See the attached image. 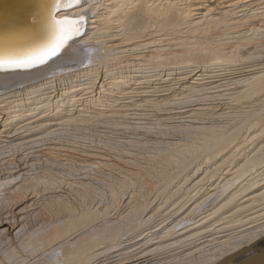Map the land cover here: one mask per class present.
<instances>
[{"label":"rangeland","instance_id":"374dc122","mask_svg":"<svg viewBox=\"0 0 264 264\" xmlns=\"http://www.w3.org/2000/svg\"><path fill=\"white\" fill-rule=\"evenodd\" d=\"M242 11L239 10L238 13L227 18V24L230 25L228 29L212 27L202 32L200 29L193 30L196 27H192L191 30V27L187 28L183 25L182 34L164 36L163 33H159L162 36L157 37L175 39L171 43L176 44H181L188 39L204 45L214 39H220L223 45L220 47L222 51L220 50L217 60L197 64L199 62L192 58L190 60L187 57H181L179 59L182 62L164 64L161 65L163 68L157 69H165L166 72L171 73L170 76H163V80L157 81L158 78L154 77L150 79L152 83L149 81V84L131 82L122 90H115L111 97L108 92H104L105 95L99 99V104L97 102L96 106L84 108V112H76L77 105L78 110L81 108L79 105L84 103L79 102L74 106L75 108L73 107L72 112L54 115L53 104L60 91L62 92L61 88L52 92L45 103H40L41 97H33L34 100L23 109L29 110L28 113H30L25 112L22 120L0 134V221L5 218L20 226L18 234L14 237L0 236V264L60 262V259L56 257L57 252H53L55 242L52 241L53 233L55 230L64 231L65 225L78 220L80 216L93 213L97 219L85 227L73 225L69 233L91 230V233H87L89 236L97 235L105 227L103 224L105 221H116L117 217H123L124 214L127 217L131 210L133 211V207L140 204L146 203L145 206L149 207L147 214L152 211L164 214L169 209L180 205L186 192L195 193L198 187L191 184L203 178L207 174L204 172H213L215 175L213 178H208L207 174L202 179L204 186L201 189L202 192L207 184L222 181L221 178L225 177L222 173L228 169L233 153L229 152L231 150L229 147L223 154H217L220 156L213 158V149H209L202 139L208 138L209 135L212 137L216 132L214 129L223 132L226 130V135L230 133L241 135L239 143L242 138L248 141L260 135L250 145L246 142L238 146L241 151L240 160L247 151L251 155L259 147H264V89L263 93L256 96L244 95L250 87H246L248 83L257 77L264 76V8L255 7L242 9ZM86 22L78 23L76 36L67 38L65 46H60L59 53L52 56L54 59L49 61L48 65L41 68L37 74L18 79L21 85L17 81L7 83L1 80L0 93L13 89L19 91L31 86L32 83L35 85L57 75L59 78L57 77L58 80L56 78V82L59 84V81L63 79V76L59 74L63 71V73L65 71L70 73L71 76L81 77L82 73H77L79 69L90 65L86 61L87 58L84 60V53H82L88 47L83 48L79 45L88 33ZM197 27L202 28L205 25L202 23ZM258 27L262 32L256 34L254 31ZM116 39L108 37L94 40L91 38L87 44L94 45L98 41L109 42ZM212 44L215 47L213 42ZM62 46L65 47L63 51L68 47L67 52L61 51ZM74 48L77 50L74 51ZM122 50L125 49L120 51ZM138 50L140 53L148 51L145 46L139 47ZM122 55L127 54L121 53ZM189 60L191 63L194 62L191 64ZM185 61L193 67L184 71L177 70L182 67V63H186ZM205 66L207 67L203 73L202 68ZM48 69L52 71L49 70L51 71L49 73ZM192 75H201L200 80H193L196 77L191 78ZM97 91H90L89 94L81 93L82 97L76 94L75 98L84 100L96 95ZM14 97L15 95L10 96L9 101L16 99ZM3 105L5 104H0V106ZM11 111L8 108L7 111L0 110V120ZM42 111L44 112L41 113ZM17 114L20 115V112ZM48 120H52L51 123H57V125L44 127V124L50 123L47 122ZM35 137L40 140L35 144L28 142L26 144L28 138L35 139ZM212 139L217 140V138ZM242 146L246 147L243 149ZM253 147L256 148L251 151ZM234 150L231 151L234 152ZM168 155L174 156L171 158ZM222 160L224 162L220 164ZM194 172H197L196 180L191 178ZM261 191L260 189L251 194H258ZM260 200L252 204L251 208L241 211L239 208L244 199L235 201L234 203L240 206H227L217 214V220H213L205 227L214 228L215 231L225 228L220 230V236L223 238L219 241L224 242L228 239V245L234 243L232 247L237 245L241 247L240 249H244L254 243L247 244L246 240H243L248 236L249 230L246 228L264 223V199ZM249 203L246 202L243 205L246 206ZM213 206L210 204L199 206L182 221L170 220L165 226H158L157 229L160 227L162 235L164 233L161 229L165 227L171 228L175 235L156 239L149 249L158 248V252L155 255L146 256V259H149L150 263L158 261L157 264H176L177 260L187 258L182 263L188 264L192 259L201 256L202 253L196 251L207 245L205 240L203 244L186 250L192 245L187 247L189 241L185 239L193 232L182 237L177 235L191 231L192 223L199 217L209 215L214 209ZM233 213L236 214L233 215ZM232 217L234 221L236 220V224ZM250 221L252 222L248 224ZM93 227L95 228L92 229ZM178 240L176 250L167 248ZM184 248L186 251L183 252ZM263 248L264 242H261L255 249ZM192 252L197 254L188 255ZM222 258L210 264H216Z\"/></svg>","mask_w":264,"mask_h":264},{"label":"bare ground","instance_id":"6f19581e","mask_svg":"<svg viewBox=\"0 0 264 264\" xmlns=\"http://www.w3.org/2000/svg\"><path fill=\"white\" fill-rule=\"evenodd\" d=\"M53 7L54 0H0V61H3L2 66H0V81L2 80L7 83H12L24 76L37 74L41 68L45 67L49 61L54 59L53 57L47 58L51 42L54 40V27L51 14ZM255 7L263 9L264 0H80L78 5L74 4L72 7H68L66 3H62L60 5L61 10L55 13V19L61 21L57 29V36L63 40L61 45L67 43V38L71 39V37L76 36V33L78 32L76 27L78 25L77 21L81 16H86V20L88 21H84L88 25V33L79 45L83 48H86V46L88 47L86 50L84 49L85 51L82 53H84V60L87 58L86 61H88L87 63L90 65L79 69V72L77 73H82L81 77L74 75L71 76L70 73H66V71L63 73L65 66L62 69V74H59L63 76V79L59 81V84L56 82L58 75L54 77L51 76V74V77L48 79L35 85L32 83L31 86L29 85V87L22 90L17 91L13 89L12 91L7 90L0 93V104H5L0 106V110L7 111V108L12 110L11 113H6L7 116L5 118L4 116L1 118L0 129L2 128V130L0 131V134L23 119V114L25 112L28 113L29 111L23 109L27 104L34 100L33 97L39 96L41 97L40 103H45L50 98V94L57 91L58 88H61L60 90H62V92L60 91L59 96H57L58 94L56 95L57 100L53 104L55 116L61 115L63 112H72L74 110L73 107L79 102L84 103L79 105L81 108L78 110L77 105L75 109L76 112L83 111L84 108L86 109L91 108V106H96L99 99L103 98L102 95H105L104 92H108L111 97V94L114 93L115 90H122L131 82L134 83L137 81L139 84H149V81L151 82L150 79L154 77L158 78L157 81L163 80V76H170L171 73L169 71L166 72L165 69H157L163 68L161 65L164 64L166 65L173 62L177 63V61H180L179 58L181 57L192 58V60L194 59L199 62L197 64H200V62L217 60L222 51L220 47L223 45L220 39H212V42L215 44L214 47L212 42L204 45L203 43H197L186 39L185 42L176 44L174 42L171 43L175 39L170 40L157 37L162 36V34L159 33H163L164 36L169 34H182L181 28L183 25H186L187 28L191 27V30L192 27H196L193 28V30L200 29L202 32L206 31L207 28L209 29L212 27H223L228 29L230 25L227 24V18L235 15L239 10L242 11V9L247 10ZM65 17L70 19L65 20ZM194 20H196V22H194ZM202 23H204L205 27H197ZM83 25L85 27L84 23ZM260 29L261 28L259 27L255 28L254 32L256 34L262 32ZM108 37L117 39L109 42H107V40L98 41L94 45L87 44L88 40L91 38L97 40ZM66 45L68 46V44ZM64 46H62L61 51H63ZM73 46H71V48ZM143 46H145L148 51L140 53L138 48ZM167 46L169 47L166 48ZM177 46H180V48L175 49ZM67 48L68 47H66V49ZM123 48L125 50L120 51ZM172 48H174V50H172ZM66 49L64 51L67 52ZM73 50L75 51L77 48H74ZM116 51L119 52L116 53ZM121 53H126L127 55L121 56ZM234 57L235 56L233 55V58ZM16 59H30L32 62L44 59L45 62L37 63L34 67L17 69L12 67L9 63ZM187 61L185 62L187 63ZM186 63H182V67L177 70L184 71L193 67L191 61V64ZM206 67L207 66L202 68L203 73L205 72ZM49 70L51 69H48V72L50 73L52 70ZM164 71L165 73H163ZM152 73H154V75ZM53 74H55V72ZM200 76L201 75H192L190 77H196L193 80L197 81L200 80ZM80 78L83 79L80 80ZM147 78L149 80H144ZM186 78L187 77H185V79ZM18 83L21 85V82ZM263 85L264 76L255 78L251 83L247 84L246 87H250L244 92V95L256 96L263 93ZM93 90L98 91L96 92V95L92 97L90 96L84 100H82V98H75L76 94L80 95L84 92L89 94L91 93L90 91L93 92ZM13 95H15L14 98L16 99L9 101L10 96ZM6 105H8V107H6ZM17 112H20V115H18L19 113L17 114ZM43 112L44 111L41 113ZM51 121L48 120L47 122L50 123L46 122V125L44 124L45 122H43L44 127L48 128L57 125V123H51ZM214 131L216 132L212 137H209V135V139L205 136V138L202 139L203 142H206V146H209V149H213V152L211 151L212 155L214 154L213 158L223 154L226 148L231 147V150L235 149L234 152L229 150V152L233 154L231 155L232 158L228 164V169L226 172L224 171L225 173H222L225 177H220L222 181H219L216 184H207L204 192H202L201 189L204 187L201 182L203 181L202 179H204L207 174L208 176L206 177L208 178H213L215 175L213 172H204L207 174L204 175L203 178H199L191 184V186L198 187L195 190V193L191 194L190 192H186L180 205L169 209L164 214H159L153 211H150L151 213L147 214L149 207L145 206L146 203H144L145 205L140 204L139 206L133 205L135 207H133V211L130 208V215L126 217L124 214L126 219L121 214L124 218L117 217L116 221H105L103 223L105 227H103L101 232H97V235L94 234L89 236L87 233H91V230L69 233L73 225L76 227L79 225L85 227L97 219L96 215L93 213L82 215L78 220L65 225L66 229L64 231L55 230L53 233L54 240L52 241H55L53 244V252L56 251L58 254L56 257L60 259V262L54 264H157L158 261L150 263L151 261L146 259V256L155 255L158 252V248L149 249L151 244H153L156 239H161L162 236L171 237L175 235L173 230L171 228L168 229L167 227L161 229L163 231L161 232L164 233V235H162L160 233V227L159 229H157V227L165 226L170 220L176 222L182 221L188 217L191 212L197 210L199 206L206 204L214 205V209H212L211 213L207 216L197 218L195 222L192 223L191 231L186 233L183 232L178 235L176 234L177 236L182 237L193 232L192 234L187 235L185 239V241H189L187 243L188 245L186 244L187 247L190 245L192 246L187 249L184 248L183 252L203 244V240L207 243V245L200 247L196 251L197 253H202L201 256L194 260L192 259L188 264H210L224 256L227 257L238 250H241V247L239 248L237 245L236 247H232L234 243L228 245V239L224 242L219 241L223 238L220 236V230H225V228H219L215 231L214 228L211 229L210 227L205 226L211 224L213 220H217V214L227 206H240L234 203L235 201H241L244 199V204L250 202L246 206L242 203L239 208V211H241L251 208L252 204L255 202L257 203V200L264 199V147H259V149H256V152L254 151L251 155L249 154L250 152L248 153L247 151V153L242 155V160H240L239 153L241 151H239L238 146L242 143L245 144L246 142L250 145L260 135H254L255 137L250 138L248 141L242 138L239 143L241 135H233V133L226 135V130L223 132L214 129ZM212 138H217V140H213ZM39 140L40 138L36 137L35 139L28 138L26 144L27 142L35 144V142H38ZM207 141H211L212 143ZM245 147H243V149ZM255 148L253 147L251 151ZM217 154L220 155L217 156ZM168 156L171 157V155ZM173 156L171 158H173ZM235 157H237L236 160ZM223 162L224 160H222L220 164ZM196 175L197 172H194L193 176H191L192 180L198 178ZM260 189L262 191L258 194H251ZM33 197L30 198L32 201ZM31 206H33V204H31ZM63 209L65 210V208ZM235 214L236 213H233V215ZM180 216L182 217L179 218ZM231 220L232 219H230V221ZM235 221L233 218V222ZM251 222L252 221L248 224ZM94 228L95 227L92 229ZM165 229L167 230L164 231ZM170 229L172 231H170ZM19 230L20 226L13 221L10 222L5 218L0 221V236L5 235L6 237H14L18 234ZM198 230H201L202 232H194ZM246 230H249L247 234L248 236L243 240H246L245 243L247 244L256 242L258 238L260 239L264 237V223L256 226H249ZM208 238H210V240H207ZM178 243L179 240L173 242L167 248H174L176 250ZM216 244L226 246H217ZM178 248L180 249V247ZM49 251L51 250L49 249ZM256 252L257 250H252L231 264H241ZM194 253L192 252L188 255H194ZM46 254L47 251L45 255ZM179 254L180 253H178V255ZM49 255H51V253ZM178 255H176V257H178ZM183 260H177L176 264H186V262L182 263ZM38 261L40 260L38 259ZM39 264H48V262L46 263L45 261H42Z\"/></svg>","mask_w":264,"mask_h":264},{"label":"snow or ice","instance_id":"6c2138e0","mask_svg":"<svg viewBox=\"0 0 264 264\" xmlns=\"http://www.w3.org/2000/svg\"><path fill=\"white\" fill-rule=\"evenodd\" d=\"M62 3H66L68 7H72L74 4L78 5L80 3V0H54V7L51 13L52 14V24L54 27V31H53L54 40L51 42V47L49 49V54L47 58H51L52 56L57 55L60 51V45L63 43V40L57 36V29L61 21L55 19V13L61 10L60 5ZM64 19L68 20L70 18L65 17ZM84 20H85V17L81 16L77 22L78 23L84 22ZM44 62H45L44 59H40L39 61H36V62H32L30 59H16V60L10 61L9 63L14 68L26 69V68L36 66L37 63H44ZM2 64H3V61H0V66H2Z\"/></svg>","mask_w":264,"mask_h":264},{"label":"water","instance_id":"95a60500","mask_svg":"<svg viewBox=\"0 0 264 264\" xmlns=\"http://www.w3.org/2000/svg\"><path fill=\"white\" fill-rule=\"evenodd\" d=\"M264 241V237L260 238L253 244L249 245L248 247L238 250L237 252L225 257L221 261H219L217 264H231L241 256L247 254L248 252L252 250H256V246ZM241 264H264V248L257 250L255 254L247 258L243 263Z\"/></svg>","mask_w":264,"mask_h":264},{"label":"trees","instance_id":"16d2710c","mask_svg":"<svg viewBox=\"0 0 264 264\" xmlns=\"http://www.w3.org/2000/svg\"><path fill=\"white\" fill-rule=\"evenodd\" d=\"M264 242V241H263Z\"/></svg>","mask_w":264,"mask_h":264}]
</instances>
